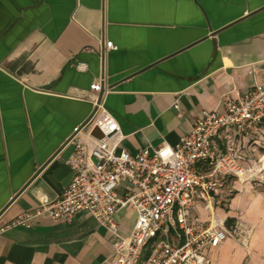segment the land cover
Segmentation results:
<instances>
[{
    "label": "crops",
    "instance_id": "1",
    "mask_svg": "<svg viewBox=\"0 0 264 264\" xmlns=\"http://www.w3.org/2000/svg\"><path fill=\"white\" fill-rule=\"evenodd\" d=\"M100 79L94 95L117 120L121 147L175 144L203 109L222 110L225 93L264 80V0H0V226L70 182L65 142L92 114L89 87ZM236 141L244 157L264 159V124ZM215 198L218 216L251 232L246 244L209 248V264H264V169L227 176ZM210 213L202 201L191 209L204 223ZM134 219L119 210V232ZM0 264H112V237L87 211L38 217L0 233Z\"/></svg>",
    "mask_w": 264,
    "mask_h": 264
},
{
    "label": "built area",
    "instance_id": "2",
    "mask_svg": "<svg viewBox=\"0 0 264 264\" xmlns=\"http://www.w3.org/2000/svg\"><path fill=\"white\" fill-rule=\"evenodd\" d=\"M104 45L116 47L111 40ZM101 87V79L90 84L94 110L65 142L71 146L65 159L70 182L53 200L1 225L0 233L30 227L38 217L68 222L87 211L112 237V264H209L207 250L227 238L246 244L250 227L240 219L228 224L212 208L227 176L245 181L264 169V159L244 157L236 141L264 124V80H253L235 97L225 93L222 110L203 109L175 144L163 140L136 153L120 146L124 134L117 120L94 95ZM173 106L182 115L177 101ZM222 132L223 149L215 142ZM197 201L211 211L206 223L191 217ZM126 207L135 219L124 235L116 213Z\"/></svg>",
    "mask_w": 264,
    "mask_h": 264
},
{
    "label": "trees",
    "instance_id": "3",
    "mask_svg": "<svg viewBox=\"0 0 264 264\" xmlns=\"http://www.w3.org/2000/svg\"><path fill=\"white\" fill-rule=\"evenodd\" d=\"M226 221H228V219H227ZM227 223H228V222H227Z\"/></svg>",
    "mask_w": 264,
    "mask_h": 264
}]
</instances>
